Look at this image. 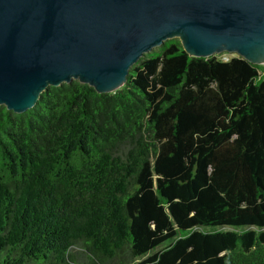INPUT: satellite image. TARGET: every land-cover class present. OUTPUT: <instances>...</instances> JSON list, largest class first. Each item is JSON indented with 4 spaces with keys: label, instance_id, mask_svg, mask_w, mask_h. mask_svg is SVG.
<instances>
[{
    "label": "trees",
    "instance_id": "1",
    "mask_svg": "<svg viewBox=\"0 0 264 264\" xmlns=\"http://www.w3.org/2000/svg\"><path fill=\"white\" fill-rule=\"evenodd\" d=\"M258 73L173 39L113 93L0 106V264H264Z\"/></svg>",
    "mask_w": 264,
    "mask_h": 264
},
{
    "label": "water",
    "instance_id": "2",
    "mask_svg": "<svg viewBox=\"0 0 264 264\" xmlns=\"http://www.w3.org/2000/svg\"><path fill=\"white\" fill-rule=\"evenodd\" d=\"M178 39L191 57L264 59V0H0V106L31 109L77 80L113 93L142 55Z\"/></svg>",
    "mask_w": 264,
    "mask_h": 264
},
{
    "label": "rangeland",
    "instance_id": "3",
    "mask_svg": "<svg viewBox=\"0 0 264 264\" xmlns=\"http://www.w3.org/2000/svg\"><path fill=\"white\" fill-rule=\"evenodd\" d=\"M173 40V39H172ZM158 50V47L157 48H153L150 52H156ZM149 52V53H150ZM215 57L217 59H220V60H227L229 58H233V57H240L238 56L237 54L235 53H227V52H221V53H218V54H215ZM259 67V78L260 79H264V59L263 61L260 63V65L258 66ZM222 230L226 231V230H232V228H223ZM242 230H250V231H256L257 229L255 228H250V227H246V228H243Z\"/></svg>",
    "mask_w": 264,
    "mask_h": 264
}]
</instances>
